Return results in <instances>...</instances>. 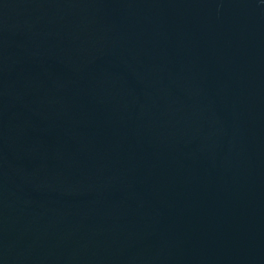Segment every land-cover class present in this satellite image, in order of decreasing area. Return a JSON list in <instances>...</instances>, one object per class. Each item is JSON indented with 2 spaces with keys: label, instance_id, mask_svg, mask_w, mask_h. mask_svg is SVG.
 <instances>
[{
  "label": "water",
  "instance_id": "obj_1",
  "mask_svg": "<svg viewBox=\"0 0 264 264\" xmlns=\"http://www.w3.org/2000/svg\"><path fill=\"white\" fill-rule=\"evenodd\" d=\"M0 264H264V0H0Z\"/></svg>",
  "mask_w": 264,
  "mask_h": 264
}]
</instances>
